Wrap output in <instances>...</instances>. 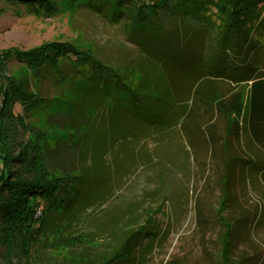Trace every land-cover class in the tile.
I'll use <instances>...</instances> for the list:
<instances>
[{"label": "trees", "instance_id": "trees-1", "mask_svg": "<svg viewBox=\"0 0 264 264\" xmlns=\"http://www.w3.org/2000/svg\"><path fill=\"white\" fill-rule=\"evenodd\" d=\"M0 2L47 15L62 5H87L111 21L124 22L128 41L139 50L133 59L111 64L94 47L73 42L54 41L26 51L0 49V256L6 260L23 258L30 264L37 254L93 238L85 235L91 231L69 233L103 205L92 203L96 197L89 187L96 186L98 176L86 174L111 168L108 157L115 142L140 122L153 129L170 114V124L183 121L188 136L194 140L200 133L212 147L221 142L213 122L222 115L227 124L222 138L225 169L241 165L250 173V166L257 164L264 171V159L233 148L236 139L247 137L264 155V63L259 67L255 55L264 56V47L252 36L254 29L264 27V18L255 25L264 0ZM182 58L192 76L184 98L174 85ZM13 60L22 64L25 75L13 74ZM43 79L50 82L44 81L49 86L45 93ZM171 94L173 103L168 101ZM176 104L182 105L180 112ZM228 185L225 175L221 216L230 199ZM222 222L217 257L223 264H236L235 220L227 216ZM132 224L112 232L97 229L113 240L91 239L98 242L89 245L93 249L102 245L96 252L64 261L138 264L142 240L152 231L149 225Z\"/></svg>", "mask_w": 264, "mask_h": 264}, {"label": "rangeland", "instance_id": "rangeland-1", "mask_svg": "<svg viewBox=\"0 0 264 264\" xmlns=\"http://www.w3.org/2000/svg\"><path fill=\"white\" fill-rule=\"evenodd\" d=\"M259 12L255 25L264 18V4ZM254 30L253 39L264 47V27ZM128 34L124 22L111 21L87 5H62L47 15L22 4L0 2V49L15 47L26 51L54 41L73 42L94 47L101 57L117 64L139 54L136 46L128 41ZM255 55L259 67L263 68V54L256 52ZM180 60L182 72L175 77L174 85L178 96L184 98L192 76L185 72L184 59ZM10 66L13 74L25 75L21 63L13 60ZM163 79L162 76L160 80ZM42 81L45 93L49 86L44 81L50 82ZM49 92L53 93V86ZM168 101L174 102L172 94L168 95ZM176 108L180 112L182 105L176 104ZM171 119L167 114L153 129L141 122L136 128L130 127L127 132L131 129V133L120 136L108 157L111 168L86 174V178L98 176L96 186L89 187L96 197L92 203L103 205L96 212L88 213L87 221L76 224L69 233L74 236L91 231L85 235L91 234L93 238L86 236V241L73 240L63 249L47 251L43 256L37 254L28 260L30 264H69L64 258L87 256L102 246L91 247L98 245L91 239L103 237L97 229L112 232L133 222L149 225L152 231L142 240L138 264H223L217 254L223 245L222 221L227 216L235 220L232 260L236 264H264V171L260 173L257 164L250 166V173L244 172L241 165L229 171L225 169L222 146L226 148V145L222 138L227 134V124L222 115L218 114L213 122L221 142L212 147L207 139L200 138V133L194 140L188 136L182 127L183 121L172 125ZM241 140L236 139L233 148L239 153L251 152L253 159L256 156L264 159L263 151L253 147L247 137ZM225 175L229 178L230 199L223 217L219 202ZM137 229L140 233L145 230ZM111 240L107 235L104 243ZM70 261L77 263L74 259ZM0 264H26V260L14 258L10 262L1 254Z\"/></svg>", "mask_w": 264, "mask_h": 264}]
</instances>
